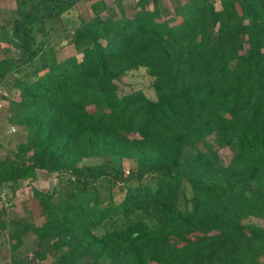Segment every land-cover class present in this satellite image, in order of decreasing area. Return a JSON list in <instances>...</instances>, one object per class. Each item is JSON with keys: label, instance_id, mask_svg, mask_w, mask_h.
Wrapping results in <instances>:
<instances>
[{"label": "trees", "instance_id": "trees-1", "mask_svg": "<svg viewBox=\"0 0 264 264\" xmlns=\"http://www.w3.org/2000/svg\"><path fill=\"white\" fill-rule=\"evenodd\" d=\"M16 1L1 28L22 54L0 59V87L22 73L4 116L19 131L0 138V191L40 170L59 182L33 189L38 221L16 223L0 192L11 251L32 232L37 264H264V0H185L178 19L163 0L120 15L95 0L72 28L81 0ZM133 71L150 92L125 90ZM107 156L136 166L84 164Z\"/></svg>", "mask_w": 264, "mask_h": 264}, {"label": "rangeland", "instance_id": "rangeland-1", "mask_svg": "<svg viewBox=\"0 0 264 264\" xmlns=\"http://www.w3.org/2000/svg\"><path fill=\"white\" fill-rule=\"evenodd\" d=\"M95 0H81L79 1L74 8L68 12L65 13V20L67 23V26L72 28V26L76 23L77 16H81V19H89L91 17V9H90V3ZM107 3L111 7V12L114 11V8L112 6V3L114 0H106ZM185 0H169L165 2L164 0L161 2V7L164 11V13L168 14L172 19H178L177 15L175 13L176 6L179 2H184ZM132 5V3H131ZM131 5L129 3H126L125 6L127 10L129 11ZM134 6V5H132ZM218 6L219 3H218ZM116 10V9H115ZM18 16L17 14V1L16 0H0V59L1 58H13L18 59L22 51L16 47L13 43L7 42L4 39L3 31H2V24L4 22H7L8 20H13ZM49 26H53L55 30L59 32H63L64 29L59 24L60 21H50L48 22ZM9 24V23H8ZM59 24V25H57ZM38 32V31H37ZM53 34V33H52ZM40 38L39 34L37 36ZM66 42V39H58L54 42L55 46L59 47L62 44ZM74 52V47L70 45L69 43L65 44L64 49H62L59 53V57L63 58L71 53ZM42 63H44L43 58L39 57L36 60L37 69L41 70ZM33 67V66H32ZM7 70H10V67H6ZM31 68V67H30ZM11 71V70H10ZM21 72H17V70H14L13 72L6 76V80L4 81V84L0 87V95L1 102H0V125L1 129L0 131L8 132L10 133L13 138L14 136H17V132L19 131V126L16 124V121L9 123L8 120L4 117L6 115V111L8 108H10L11 101L18 98L17 90L13 86V83L15 79L19 76H21ZM126 82L129 85H123L125 87V90L130 89H144L145 91H149L148 88V81L143 78L140 72L133 71L128 74L127 77H125ZM12 114L14 110L10 111ZM14 146V144H13ZM12 146V147H13ZM11 149L13 150L14 148ZM222 155L225 158L226 161H228L232 155V151L230 148H226L222 151ZM10 156H14L12 153ZM84 164L87 165H103L107 170L109 171H126L136 166V162L131 159H120L118 157H112L107 156L104 158H92V159H86L84 160ZM59 179L56 175L51 174L47 172L46 170H40L39 171V177L36 181H23L21 182L20 186L16 188V196L13 197V190L11 188H8L6 191V187H1V195L3 198L7 199L10 203L9 206V215L14 218V221L16 223L18 222H25V221H38L39 214L38 210L35 208V205L32 202L33 197V189L34 188H41V189H53L55 186L58 185ZM94 183L90 187V189L93 190ZM2 216V215H1ZM141 213H137L132 216L133 218L141 217ZM0 219H3L2 217ZM125 220V218L121 217L120 221ZM3 221V220H2ZM114 223V222H113ZM4 239V240H3ZM25 244L23 246H20L16 251H11L10 246L12 247V244H14V240H10L8 238L7 231H4L0 228V264H18L22 263L23 261V253H27L25 257H27L28 261L29 257L33 256V250L36 245L34 240V235L32 232L28 233L24 236ZM5 242V243H4ZM54 257L52 255L49 256V258L44 262H39L38 264H50L52 259ZM37 264V263H35Z\"/></svg>", "mask_w": 264, "mask_h": 264}, {"label": "crops", "instance_id": "crops-1", "mask_svg": "<svg viewBox=\"0 0 264 264\" xmlns=\"http://www.w3.org/2000/svg\"><path fill=\"white\" fill-rule=\"evenodd\" d=\"M164 1L167 2L169 0H164ZM126 3H129L130 5L132 3V5H134V6L131 5V7H130L129 10H133V9H136V10L138 9L139 10L141 8L139 6V0H114V2L112 3V6H113L114 10L116 9L115 12H117L118 15H120L124 9H125V11H128L127 8H126V6H125ZM1 59H3V58H1ZM3 136H5V133H2L1 134V132H0V138H2ZM2 220L3 219H0V221H2ZM0 253H1V249H0ZM26 255H27V253H25V254L23 253V255H22L23 256L22 257L23 258V261H21L22 263H19L18 262V264H35L33 262L28 261L27 257H25ZM30 259H31V257H29V260Z\"/></svg>", "mask_w": 264, "mask_h": 264}, {"label": "built area", "instance_id": "built-area-1", "mask_svg": "<svg viewBox=\"0 0 264 264\" xmlns=\"http://www.w3.org/2000/svg\"><path fill=\"white\" fill-rule=\"evenodd\" d=\"M0 102H1V96H0ZM1 105V104H0Z\"/></svg>", "mask_w": 264, "mask_h": 264}]
</instances>
